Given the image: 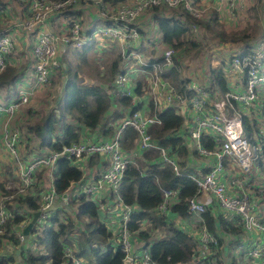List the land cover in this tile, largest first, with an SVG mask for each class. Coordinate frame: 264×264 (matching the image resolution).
<instances>
[{
    "label": "built area",
    "instance_id": "built-area-1",
    "mask_svg": "<svg viewBox=\"0 0 264 264\" xmlns=\"http://www.w3.org/2000/svg\"><path fill=\"white\" fill-rule=\"evenodd\" d=\"M224 1L228 12L232 14L235 9L234 0ZM16 2L24 8L23 18L18 20L16 24L17 30L22 33H31L33 37L30 45L29 68L16 85V95L9 104H0V112L4 114V125L8 123L13 112L20 105L26 104L37 90L49 86L52 75L62 67L61 57L65 52L76 51L91 41L103 45L105 41L111 40L118 45L121 71L116 74L110 91H114V94L119 93L128 96L131 98V102L137 105V108L129 116H122L109 138L90 139L87 134H81V139L78 142L63 147L59 153L51 151L46 156L34 159L24 172L22 169H18L16 175L20 187L15 188V191L10 192V194L0 193V235L4 233L5 221L11 217L8 206H12V197L23 193L25 188L30 185L34 179V176L31 179L33 168L45 166L50 177L55 158L58 156L64 155L73 159L78 167V162L84 156H101L102 167L99 172L92 177L88 184H78V182L72 184L79 191L75 194L68 190L63 204H66L70 197L74 198L80 194L96 196L97 193L107 188L113 202H115V207L119 208L118 212H120L116 241L121 245L124 253L123 260H128L129 264H156L149 261L147 247L140 245L133 251L131 250L129 243L131 236L126 230V221L132 206H127L121 202L118 196V187L126 165L133 163L136 152L149 148L157 150L160 161L170 166L175 174L179 173L181 168L175 158L169 155L165 149L157 146L151 140L150 135L145 133V129L148 125L159 124L156 111L171 106L178 113H181L183 111L181 106L185 103L191 114L185 125V117L181 114L183 117L181 133L183 132L189 138L196 152L204 156H212L215 160L214 165L209 166L204 174L195 172L188 175L197 189L195 194L187 200L190 214L182 219L187 220L198 232V236L195 238L196 254L193 263L200 262L201 264L202 259L208 258L214 252H210L209 248L210 245H215V237L205 229L199 215L205 206L216 204L225 213L233 212L239 215L240 226L246 233L244 236H247L248 241V245H243L247 259L251 260L252 263L255 261L253 264H264V224L262 223L264 219H256L250 213L257 202L250 199L243 189V182L246 175L251 171L252 161L258 154L264 153V125L261 127L254 126L255 132L251 134V139H248L242 132L241 114L236 111L234 113L227 112L228 110L232 111L233 104H239L238 106L249 112L254 109L261 110L260 91L261 84H264V27L260 30L259 39L252 46L232 54L227 61L232 72L243 74L242 88L234 91L225 90L223 100L216 101L214 93H208L192 81L184 84L180 93L174 89L167 77L161 75L162 70L173 65L174 48L167 45L163 47L159 61L153 63L142 61L136 51L139 42L142 41L141 31L136 23L141 12L153 6H164L167 9L180 7L193 18L190 29L195 31L197 24L194 20L202 18V11L196 7L193 0H91L98 24L92 30L90 27L89 31L82 28L80 16L66 14L75 12L74 6L78 0H16ZM218 6L220 9L221 5ZM6 10L7 8L0 3L1 21L7 16ZM54 16L61 18L59 25L57 23L58 29H44L45 24ZM12 35L11 32L4 30L0 33V72L8 65L14 64L11 55L16 51V46ZM134 60L141 66L148 68L147 73L150 79L148 86H140L137 94L133 90L137 84L129 83V74L132 70L128 66ZM127 84H132V86ZM140 91H142L141 95ZM210 98L214 102L208 106L206 100ZM257 105L258 107H256ZM128 126L135 129L138 134L136 146L132 150L121 149L119 143L121 131ZM203 133L209 135L215 143L210 151L205 150L199 142ZM5 141V146L8 148V152L10 151V155L14 154V149L9 145L15 144L13 138L10 137ZM224 160H227L236 169L233 178H220ZM8 187L14 188L9 185L3 188L8 190ZM161 193V201L155 210L164 213L168 205L175 200L176 191L162 189ZM54 201L51 183L49 192L41 191V203L35 211L38 215L34 223L31 224L34 226L32 228H38L40 223L51 214ZM29 222L28 219L24 223L28 224ZM146 224L143 223V227ZM253 231H256L257 236L252 238ZM10 234L18 241L16 248L23 243L24 239L28 240L27 237L30 235L28 230L24 236L17 225ZM139 251L140 255H138ZM65 255H68L67 250ZM80 262L81 260L75 261L74 264H82Z\"/></svg>",
    "mask_w": 264,
    "mask_h": 264
},
{
    "label": "trees",
    "instance_id": "trees-1",
    "mask_svg": "<svg viewBox=\"0 0 264 264\" xmlns=\"http://www.w3.org/2000/svg\"><path fill=\"white\" fill-rule=\"evenodd\" d=\"M150 9V18L156 24L161 41L172 48L181 46L183 40L187 39L188 33L191 32L190 24L193 18L180 7L176 8L180 9L179 13L173 11L176 9H171V12L174 13H169L164 6H153ZM66 14L78 15L76 12ZM194 21L198 24L197 20ZM93 27L94 24L91 26V30ZM89 29L87 28V31ZM2 32L0 30V33ZM221 35L225 38L230 35L231 38L229 39L232 42L236 39H252V35L243 31L230 34L222 31ZM189 43L191 46H197L192 40ZM93 47L96 48L97 45L91 41L82 47V52L85 53ZM241 48L244 51L248 49V46H241ZM172 59L173 65L162 70L161 75L167 77L174 89L181 93L188 80L182 79L178 75L179 68L175 56ZM157 61H159V56H150L148 59V63ZM63 65L65 66V64ZM120 67L121 58L116 55L109 63V82L107 85H98L82 83L77 78V71L70 70L65 66L62 93L57 105L58 113L48 111L36 121L26 124L25 135L27 138L28 135L35 137L37 139L36 149L41 148L36 155L41 154L42 147H49L52 152L59 153L63 147L78 142L81 139V134H85L82 129L93 130L96 128L104 115L110 114L109 111L112 107L117 109V114L112 115L111 122L123 116L121 108L127 109L124 117L129 116L137 108V105L133 104L128 96L119 93L114 94V91H110L116 74L121 71ZM24 74V65H8L0 72V90L4 91L2 99H6L7 95L11 97V100L14 99L16 85L21 81ZM210 78V87L214 82L222 92L226 90L220 68L210 71ZM208 83L209 78L207 85ZM136 84L133 90L137 94L139 93L140 82ZM29 103L30 100L26 104L20 105L19 108H29ZM0 104L3 103L0 102ZM149 105L151 106V104ZM156 116L159 119V124L148 125L145 133L150 135L151 140L157 146L162 147L169 155L173 156L181 169L179 173L175 174L170 166L160 161L158 151L153 148L137 152L140 156L142 155L141 161H137V166L134 162L126 165L118 187V196L123 204L132 206L126 221V230L132 238L135 240L139 238L138 240L142 241V245L147 247L150 262L156 264H190L193 263L196 254L195 238L175 227L166 217L172 218L169 215L177 218L189 216L187 200L195 194L197 189L195 183L188 177L189 174L195 173L193 166H190L192 165L191 160H188L189 154H195L197 157L204 155L199 154L194 149L190 150L187 144V136L183 132L181 133L183 117L174 107H164L156 111ZM241 123L243 135L251 139V134L255 130H253L254 125L250 122L249 117L241 114ZM108 124V122L103 124L104 127L100 130L103 134L109 133L111 135L113 129L108 128ZM134 140H138L135 129L128 126L121 131L119 138L121 149L130 148ZM199 142L208 151L212 150L215 144L212 138L204 133L200 136ZM180 157L183 158L180 159L181 161L178 160ZM226 164L230 165L227 160H224V165ZM53 166L51 183L56 198L53 206L60 209L64 220L59 219L57 212L51 211V214L40 223L38 228L34 229L30 226L29 233L31 236L15 249L19 250L18 253H15L22 257V263H14L12 256L5 254L0 255V264H74L80 259L82 260L80 263L87 264V261L83 259L86 252L92 254L93 264H121L124 253L121 245L115 241L112 233L107 231L105 223L100 219L98 202L80 194L74 198L70 197L66 204L60 205L59 203V196L67 193L72 184L81 180L80 168L73 162V159L64 155L56 157ZM207 170L208 167L206 166L200 169L204 173ZM243 185L244 192L248 194L250 199L258 198L259 203L264 202V193L261 194V191H264L261 189H264V153L258 154L252 161L251 171L246 175ZM42 189L40 173H34V179L23 193L12 197V206H8L11 217L4 223V233L0 235V245L3 240L7 239H12L15 243L18 242L9 234L19 222L31 220L33 213L40 206L38 193ZM162 189L176 191L175 200L168 205L164 213L155 210L161 201ZM0 191L10 194L9 190L3 188L2 182H0ZM72 207L74 208L73 218L69 212ZM167 212L169 215L166 214ZM75 219L84 220L80 224L82 228H79L80 225L78 226ZM199 219L205 229L215 237L216 243L210 245V252H219L221 247L226 245L223 242L224 235L231 238L230 241L233 243L238 242L239 238L247 237L244 236L246 233L240 226L239 215L233 212L225 213L216 204L205 206L199 215ZM145 222L153 227L163 228L164 233L150 240L143 227ZM262 223L264 224V220ZM252 235L257 236L256 233H252ZM29 243L32 244L31 249L37 248L39 250L36 249L34 253L26 247L23 252V245ZM66 250L68 255H65ZM241 256L242 259L249 260L244 251ZM208 258L202 259L201 264H208ZM195 264H200V262H195Z\"/></svg>",
    "mask_w": 264,
    "mask_h": 264
},
{
    "label": "rangeland",
    "instance_id": "rangeland-1",
    "mask_svg": "<svg viewBox=\"0 0 264 264\" xmlns=\"http://www.w3.org/2000/svg\"><path fill=\"white\" fill-rule=\"evenodd\" d=\"M214 0H204V2H199L196 4V7L202 11V18H197V28L195 31L190 30L191 32L188 33L187 39L183 40V43L181 46L176 47L173 49V56H175L177 61V66L179 68L178 75L182 79H189L192 80L195 84L199 85L200 87L207 88L206 90L209 91L208 93H214L216 101L223 100V92L217 87V85L213 82L212 86L210 87V71H215V69H221V73L225 82L226 90L234 91L236 90L233 87V84L235 81H237V85H239L240 82V73H234L230 70V67L228 65V59L232 54H236L241 49V46L243 44L247 43L246 46L248 48L252 46L255 41H257L259 38V33L262 27H264V0H248L249 6L247 7V19L244 22H223L222 18L219 14V9L214 7L211 2ZM85 3H88L87 1H84ZM78 3V2H77ZM76 3V4H77ZM92 4V2H91ZM93 7V4H92ZM75 8V6H74ZM94 8V7H93ZM216 8V9H215ZM176 13L180 12V9L173 10ZM167 12H171V9H167ZM151 9L144 10L140 13V15L137 17L136 23L140 28L141 31V37H142V44L140 43L137 46V53L140 55V58L142 61L148 62L149 57L154 56L157 57L160 55L163 47L166 45L161 41L160 34L157 31L156 24L151 20ZM208 18V22L205 20ZM98 23L95 22L94 26ZM224 31L227 34H230L232 32H239L243 31L247 34L252 35V39L250 40H238L231 41L229 38H231L230 35H227V38L223 37L221 35V32ZM193 41L197 44V46H191L189 43L190 41ZM97 45L96 48H92L88 50L87 52H82V47L80 49H77L76 51H67L65 54L61 57V63L62 67L58 69V71L52 75L49 86L45 87L42 91V102L44 103V110L43 112L40 111H32L30 110L28 114H32L30 117H33V120L31 122L36 121L39 119V117L43 114H45L48 111H53L55 114H57V105L59 101V97L62 93V86L64 83V77H65V69L69 68L70 70L77 71L76 75L77 78L82 83L87 84H98V85H107L109 82L110 76L108 75V68L110 61L115 58L116 55H119L118 45L115 42L105 41L103 45L101 43L96 42ZM85 46V45H84ZM65 64V66L63 65ZM129 69L132 71L129 75V83H137L140 82V86H148L149 84V75L147 73V69L143 66H141L136 60H134L129 66ZM212 69V70H210ZM209 78V83L207 85V81ZM191 82V81H188ZM264 84H261V87H263ZM142 91H140L141 95ZM115 108V107H114ZM112 109V108H111ZM110 109L109 115H104L103 117V124H108V128H115L117 126V123L119 120H114L111 122L110 118L114 114L115 111ZM127 109L124 107L121 108V112L123 115H125ZM260 113L264 114V107L263 110H260ZM39 115V116H38ZM14 116V114H13ZM12 116V118H13ZM11 120L4 125V122L2 121V126H5V133H0V142L1 145L4 144V146H0V182H2L3 186H12L14 188L8 187L10 192H14L15 188H19L20 183L19 179L17 177L18 169H22L23 172L27 168V166L34 161V159L39 158L41 155H36V145L31 146V148H28V144H25L24 148L26 150L24 155H21L19 152L18 145L19 143H22L23 141H27L26 139V125H23L24 129H21L20 127H12ZM101 130L99 129V131ZM96 133V134H97ZM12 137L14 143L9 144L12 149H14V154L10 155V151L8 152V148L5 146V140ZM188 140V146L190 147V150L193 149V144L190 142L189 138ZM12 141V142H13ZM136 146V140L132 141V144L130 148L127 150H132ZM30 150H33L31 152ZM7 153V154H6ZM51 153V149L49 147H42L41 154L42 156H46ZM137 153V152H136ZM36 156H33V155ZM138 155V156H137ZM134 158V164L137 166V161H141V156L137 154ZM98 159H102L101 156H98ZM183 158H178V160ZM88 160V156L82 157L81 161L78 162L80 171L82 173V178L78 182V184H88L92 180V173L89 170V168L86 165V161ZM192 163H196V167L199 168L201 162L204 161V164L214 165V158L212 156H200L197 157L195 154H189V159ZM181 161V160H180ZM193 166L194 165H190ZM195 167V168H196ZM36 168H39L40 170H36ZM44 169H46L45 166H37L32 169L31 173V179L34 176L35 172H41ZM236 174V169L232 167L231 165H224L223 170L220 173L221 179H230L233 178ZM42 184V183H41ZM42 187V186H41ZM72 190L73 193H77L79 190L75 188V185H72L69 189V191ZM47 190H44L46 192ZM264 193V191H261ZM1 193V191H0ZM95 195H89L87 196L89 199L93 200V197ZM112 200V205H115V202ZM98 202V200L96 199ZM256 206L253 207V210H250V213H252L256 219L261 218L264 219V202L259 203L258 198L255 199ZM41 203V202H40ZM77 206V205H76ZM76 206H74L76 208ZM100 208V206H98ZM107 211H109L110 207H107ZM51 211L57 212V215L59 216V219L61 221L64 220L62 218V214L60 213V209L58 207L53 206ZM100 211H102L100 209ZM100 219L105 223L106 229L108 232L112 233L115 241H116V234L118 233V215L120 212L117 213L116 216L113 217V220L111 221L109 217H107V213L105 214L100 213ZM70 215L72 216V213L74 212V208L72 207L69 209ZM167 212L166 214H168ZM66 215V214H65ZM70 217V216H69ZM176 217V216H175ZM169 222H171L175 227H178L182 229L187 234H190L192 237L196 238L198 236V232L195 230L194 232H191L190 227L181 221V223H177L174 219L166 217ZM76 222H78V226L84 222L83 219H75ZM87 221V220H86ZM85 221V222H86ZM43 222V221H42ZM113 223V224H112ZM146 223V222H145ZM19 224V223H18ZM17 224V227H19V230H23L27 224L20 223ZM34 227V226H32ZM79 228H82L81 225ZM146 232L148 233L149 239H154V234L158 233L156 237L162 235L164 233V229L161 227H153L150 225L144 226ZM160 231V232H158ZM254 233L256 231H253ZM14 238L12 234H9ZM139 238L136 239V241ZM199 239V238H198ZM231 238L224 235L223 242L226 244L223 248L219 250V252L214 251L210 254V257L208 258V264H253L255 261L242 259V256H240L243 253V245L244 244H236V242H231ZM242 240V238H239ZM135 240V239H134ZM117 242V241H116ZM129 243L131 246V250L133 251L132 245L134 244L133 239L131 237L129 238ZM142 243V241L140 242ZM16 244L13 242L12 239L3 240L0 245V255H9L12 256L14 263H22V257L17 256L15 253ZM23 252L24 249L32 248V244H24L23 245ZM240 247V248H238ZM37 248L31 249L32 252L35 253ZM39 250V249H37ZM217 250V248H216ZM140 255V251L139 254ZM235 255V257H233ZM84 261H87V264H93V256L90 252H86L84 257ZM81 260V259H80ZM82 261V260H81ZM193 264V263H190Z\"/></svg>",
    "mask_w": 264,
    "mask_h": 264
},
{
    "label": "crops",
    "instance_id": "crops-1",
    "mask_svg": "<svg viewBox=\"0 0 264 264\" xmlns=\"http://www.w3.org/2000/svg\"><path fill=\"white\" fill-rule=\"evenodd\" d=\"M84 1H87L88 3H85ZM193 2H195L196 4L199 2H204V0H193ZM0 3L2 6L6 7V18L1 21L0 20V30H4L5 32L9 31L11 32L13 35V40H14V44L16 46V51L13 52V54L11 55V57L13 58L14 64L12 66H17V65H24L25 66V72L26 70L29 68V53H30V45H31V41H32V37L33 35L31 33H22L20 31H18V27L16 26L18 20H20L21 18H23L24 16V8L22 5H20L18 2H16V0H0ZM212 5L214 7H218V5H221V8L219 9V14L223 20V22L228 21L230 22H244L247 19V12H245L247 10V7L249 6V1L248 0H234V4H235V9L233 10L232 14L228 12L227 7H226V2L224 0H214L213 2H211ZM75 12L78 13V16L81 17L82 20V28L87 30V28L89 29L95 22V11L94 8L92 7L91 4V0H78V3L75 5ZM206 21L208 20L205 19ZM61 22V18L58 16H54L53 18H51L44 26V29H48V30H56L58 29V25ZM58 23V25H57ZM263 29V27H262ZM261 29V30H262ZM141 45L142 41L139 42ZM247 44H243V46L245 47ZM242 50V48L240 49ZM239 50V51H240ZM240 82L239 85H237V81L234 82L233 87L237 90H240L243 86L244 83V78H243V74H240ZM188 81H192L189 80ZM187 81V83H188ZM128 86H132V84H127ZM202 88V87H201ZM203 89V88H202ZM204 90V89H203ZM42 91L43 89L41 88L40 90H37L34 95L31 97L30 99V103H29V108H25V107H21L19 109H17L13 114V118L11 121V125L12 127H20L21 129H24L22 126L26 125L27 123H30L31 120H33V117H30L32 114H28V112L30 110L34 111H40L43 112L44 110V103L42 102ZM4 94V91L0 90V102L3 103L4 105L9 104L12 100L11 97L9 95H7L6 99H2V95ZM260 99H261V110H263L264 107V86L261 88L260 91ZM216 100V99H215ZM207 101V105L211 106L212 102H214L212 100V98L206 100ZM181 105V104H180ZM239 104H233L234 108H232L231 110H228V113H234L235 111L246 115L249 117L250 122L254 125V126H258L261 127L264 125V114L262 115L260 113L259 110L254 109L252 112L247 111L246 109H243L242 107L238 106ZM213 107V106H212ZM258 107V105L256 106ZM181 109L183 110L180 114H182L185 118H184V125L186 124V120L189 118V115L191 114L189 107L184 103L183 106H181ZM229 109V108H227ZM113 111H115L114 113L117 114V109L112 107ZM110 113V111H109ZM10 118V120H11ZM122 118V117H121ZM121 118H117L116 120H120ZM9 120V121H10ZM103 120L102 119L100 121V124L94 128L93 130H87V129H82V132L87 134L90 139H106L110 137L109 133H102V132H96L99 131V129L103 128ZM2 121L4 122V114L0 112V133H5V126H2ZM8 121V122H9ZM115 123V121H114ZM97 133V134H96ZM26 139L27 141H23L22 143H19L18 148H19V152L21 153V155H24L26 150L24 148L25 144H28V148H31V146H34L37 144L35 137H32L30 135H27ZM0 146H4V144L1 145L0 142ZM32 149V148H31ZM37 152L39 153L40 149H36ZM31 152H33V150H30ZM7 154V153H6ZM42 155V154H40ZM33 156H36L35 154ZM97 158V159H96ZM94 158V156L88 157V160L86 161V165L89 168V170L92 173V177L99 172V170L102 167V161L101 159H98V157ZM198 162H201L202 165H200L199 168L196 167V163H192L194 165L193 169L195 172H197L198 174H203L204 172H201L200 169L204 166L208 167L211 166L209 164H204V161H200L198 160ZM196 167V168H195ZM36 170H40L39 168H36ZM36 174L38 172H35ZM40 173V186L43 187L42 191L44 192V190H47V192H49L50 190V185H51V180L49 178L48 175V171L47 169H44L43 171L39 172ZM42 183V184H41ZM4 187V186H3ZM72 190H70L71 192ZM41 194V191L38 193V195ZM96 199L98 200V206H100L99 209H101L102 211H100V213L103 216V213L105 214V212L107 213V217H109V219L112 221L113 217L117 215L119 208L115 207V205H112V200L110 198V193L109 190L107 188L103 189L102 191H100L99 193L96 194V196L93 197V200L96 201ZM60 202V201H59ZM107 207L109 209V211H107ZM169 215V214H168ZM170 217L172 216V219H174L177 223H181L184 222L186 223L190 229L191 232L195 231V228H193L187 220L182 219V218H177L173 215H169ZM113 224V223H112ZM158 233L154 234V237L156 238ZM30 235H28L27 238H29ZM251 237L253 238V235H251ZM132 238V237H131ZM134 244L132 245L133 249L134 248H138L140 247V245H142V243H140V241H136L134 240ZM242 243L244 245H248V241L246 238H242V240L240 239L238 242H236V244ZM225 249V248H223ZM241 256V255H240ZM233 257H235V255H233ZM246 261V260H245Z\"/></svg>",
    "mask_w": 264,
    "mask_h": 264
},
{
    "label": "water",
    "instance_id": "water-1",
    "mask_svg": "<svg viewBox=\"0 0 264 264\" xmlns=\"http://www.w3.org/2000/svg\"><path fill=\"white\" fill-rule=\"evenodd\" d=\"M66 193H63L59 196V199H60V204H63V202L66 200ZM55 198V196H54ZM38 213L37 212H34L33 215H32V218L30 220V222L27 224V226L22 230V233L24 236H26V234L28 233V230L31 226V224L34 223L35 221V218L37 217ZM23 242H25V239L23 240ZM19 250H15L16 253H18ZM121 264H129L128 260H123Z\"/></svg>",
    "mask_w": 264,
    "mask_h": 264
},
{
    "label": "clouds",
    "instance_id": "clouds-1",
    "mask_svg": "<svg viewBox=\"0 0 264 264\" xmlns=\"http://www.w3.org/2000/svg\"><path fill=\"white\" fill-rule=\"evenodd\" d=\"M94 158H96V156H94ZM97 159V158H96ZM50 178V180H51V176L49 177ZM72 186V185H71ZM54 199H56V198H54ZM59 201H60V199H59ZM60 203V202H59ZM61 205H63V204H61Z\"/></svg>",
    "mask_w": 264,
    "mask_h": 264
}]
</instances>
